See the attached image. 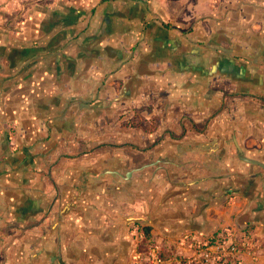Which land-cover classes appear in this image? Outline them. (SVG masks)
I'll list each match as a JSON object with an SVG mask.
<instances>
[{
  "label": "crops",
  "instance_id": "crops-1",
  "mask_svg": "<svg viewBox=\"0 0 264 264\" xmlns=\"http://www.w3.org/2000/svg\"><path fill=\"white\" fill-rule=\"evenodd\" d=\"M232 227L264 264V0H42L0 29V264Z\"/></svg>",
  "mask_w": 264,
  "mask_h": 264
},
{
  "label": "built area",
  "instance_id": "built-area-1",
  "mask_svg": "<svg viewBox=\"0 0 264 264\" xmlns=\"http://www.w3.org/2000/svg\"><path fill=\"white\" fill-rule=\"evenodd\" d=\"M134 229L139 237L143 236V231L139 225H135ZM189 239L190 237H187V240ZM191 247L193 249L191 256L165 257L161 245L152 241L147 246V262L148 264H181L186 262L192 264H238L243 253L251 256L257 255V242L248 230L239 227L228 228L209 238H194Z\"/></svg>",
  "mask_w": 264,
  "mask_h": 264
},
{
  "label": "rangeland",
  "instance_id": "rangeland-1",
  "mask_svg": "<svg viewBox=\"0 0 264 264\" xmlns=\"http://www.w3.org/2000/svg\"><path fill=\"white\" fill-rule=\"evenodd\" d=\"M40 1L42 0H0V29L14 27Z\"/></svg>",
  "mask_w": 264,
  "mask_h": 264
},
{
  "label": "trees",
  "instance_id": "trees-1",
  "mask_svg": "<svg viewBox=\"0 0 264 264\" xmlns=\"http://www.w3.org/2000/svg\"><path fill=\"white\" fill-rule=\"evenodd\" d=\"M142 229L144 230V233H145V235L146 236H148V232H149V230H148V228L147 227H142Z\"/></svg>",
  "mask_w": 264,
  "mask_h": 264
},
{
  "label": "water",
  "instance_id": "water-1",
  "mask_svg": "<svg viewBox=\"0 0 264 264\" xmlns=\"http://www.w3.org/2000/svg\"><path fill=\"white\" fill-rule=\"evenodd\" d=\"M241 223H243V222L241 221Z\"/></svg>",
  "mask_w": 264,
  "mask_h": 264
}]
</instances>
